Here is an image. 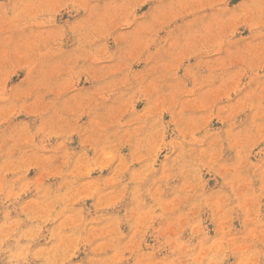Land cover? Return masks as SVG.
Listing matches in <instances>:
<instances>
[{
    "label": "rangeland",
    "instance_id": "374dc122",
    "mask_svg": "<svg viewBox=\"0 0 264 264\" xmlns=\"http://www.w3.org/2000/svg\"><path fill=\"white\" fill-rule=\"evenodd\" d=\"M0 264H264V0H0Z\"/></svg>",
    "mask_w": 264,
    "mask_h": 264
}]
</instances>
